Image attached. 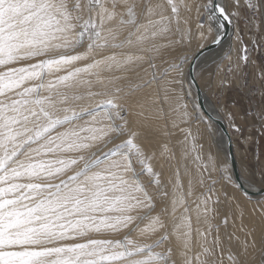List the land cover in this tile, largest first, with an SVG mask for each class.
<instances>
[{
    "label": "snow or ice",
    "instance_id": "1",
    "mask_svg": "<svg viewBox=\"0 0 264 264\" xmlns=\"http://www.w3.org/2000/svg\"><path fill=\"white\" fill-rule=\"evenodd\" d=\"M249 205L264 0H0V264H264Z\"/></svg>",
    "mask_w": 264,
    "mask_h": 264
},
{
    "label": "bare ground",
    "instance_id": "2",
    "mask_svg": "<svg viewBox=\"0 0 264 264\" xmlns=\"http://www.w3.org/2000/svg\"><path fill=\"white\" fill-rule=\"evenodd\" d=\"M215 51L216 50L214 49V50H212V52H207L205 55L206 56H211V55H213L215 53ZM157 63H158V66H159V70L162 72L163 71V67L165 65H163L160 61H158ZM195 75L197 76V78H199L200 71L197 70V72L195 73ZM205 82H206L205 80H201L200 81V87L203 90V92L205 94V98H206L207 88L205 87ZM162 86H163V82H161V87ZM196 92L197 91H196V88H195V85H194L193 86V93L195 94ZM224 122L227 125V122L226 121H224ZM227 127H228V125H227ZM228 129H229L231 135L233 136V142L236 144L234 134L231 132V129L229 127H228ZM220 130H221V128H220ZM221 132L223 133L222 130H221ZM224 139L227 140L225 134H224ZM234 150H235V155L237 157V162L239 164V156H238V151H237V145H236V147H234ZM251 207L252 206L249 205L248 208H246L244 210V212H245L244 224L247 225L248 228L255 230L254 231V235L256 236L257 241H259L261 234L264 233V219H261V217L259 216V214H253L251 212ZM157 211H159V208L157 209ZM221 219H222V217H221ZM217 222H219V220ZM231 222H232V218L229 217V225H231ZM116 238H119V237H116ZM255 255H256V258L258 260L259 259L258 254H255Z\"/></svg>",
    "mask_w": 264,
    "mask_h": 264
},
{
    "label": "rangeland",
    "instance_id": "3",
    "mask_svg": "<svg viewBox=\"0 0 264 264\" xmlns=\"http://www.w3.org/2000/svg\"><path fill=\"white\" fill-rule=\"evenodd\" d=\"M225 96H226V98H231V99H234L235 101H237V109L238 110L240 108H242L243 106H245L244 99L240 95H238L237 92H235V91L226 92ZM234 136H235V134H234ZM235 142L237 145V151H238V156H239L240 155V148H239L238 141L236 140V137H235ZM251 156H252V153L249 152V159H251Z\"/></svg>",
    "mask_w": 264,
    "mask_h": 264
},
{
    "label": "water",
    "instance_id": "4",
    "mask_svg": "<svg viewBox=\"0 0 264 264\" xmlns=\"http://www.w3.org/2000/svg\"><path fill=\"white\" fill-rule=\"evenodd\" d=\"M213 50H214V49H213ZM206 53H207V52H205V54H206ZM195 88H196V87H195ZM196 91H197V88H196ZM199 95H200V99H201L202 101H203L204 99H206V98H205V94H204L203 90L201 89V87H200V89H199ZM219 127L221 128V130H222L223 133L225 134L226 138L228 139V136L231 135V133H230V131H229V129H228L226 123H225L224 121H221L220 124H219ZM233 152L235 153L234 148H233ZM237 165H239L238 162H237Z\"/></svg>",
    "mask_w": 264,
    "mask_h": 264
}]
</instances>
